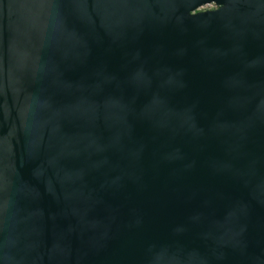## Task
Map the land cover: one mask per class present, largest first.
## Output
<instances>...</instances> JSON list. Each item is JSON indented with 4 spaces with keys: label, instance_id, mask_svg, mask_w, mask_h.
<instances>
[{
    "label": "water",
    "instance_id": "1",
    "mask_svg": "<svg viewBox=\"0 0 264 264\" xmlns=\"http://www.w3.org/2000/svg\"><path fill=\"white\" fill-rule=\"evenodd\" d=\"M0 264H264V0H0Z\"/></svg>",
    "mask_w": 264,
    "mask_h": 264
},
{
    "label": "rangeland",
    "instance_id": "2",
    "mask_svg": "<svg viewBox=\"0 0 264 264\" xmlns=\"http://www.w3.org/2000/svg\"><path fill=\"white\" fill-rule=\"evenodd\" d=\"M211 5H213V3H207V4L200 6L199 9H203V8L209 7Z\"/></svg>",
    "mask_w": 264,
    "mask_h": 264
},
{
    "label": "built area",
    "instance_id": "3",
    "mask_svg": "<svg viewBox=\"0 0 264 264\" xmlns=\"http://www.w3.org/2000/svg\"><path fill=\"white\" fill-rule=\"evenodd\" d=\"M214 6V4L213 5H211V6H209V7H206V8H211V7H213Z\"/></svg>",
    "mask_w": 264,
    "mask_h": 264
}]
</instances>
